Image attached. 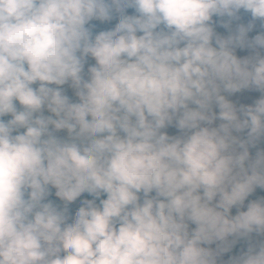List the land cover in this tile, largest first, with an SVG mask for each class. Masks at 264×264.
<instances>
[{
	"label": "clouds",
	"instance_id": "1",
	"mask_svg": "<svg viewBox=\"0 0 264 264\" xmlns=\"http://www.w3.org/2000/svg\"><path fill=\"white\" fill-rule=\"evenodd\" d=\"M0 264H264V0H0Z\"/></svg>",
	"mask_w": 264,
	"mask_h": 264
},
{
	"label": "rangeland",
	"instance_id": "2",
	"mask_svg": "<svg viewBox=\"0 0 264 264\" xmlns=\"http://www.w3.org/2000/svg\"><path fill=\"white\" fill-rule=\"evenodd\" d=\"M239 54V53H238ZM168 132H169V134H175V130L174 129H168Z\"/></svg>",
	"mask_w": 264,
	"mask_h": 264
}]
</instances>
